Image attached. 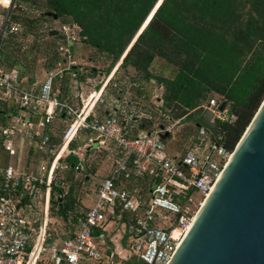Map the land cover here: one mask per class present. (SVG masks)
<instances>
[{"label": "trees", "instance_id": "obj_1", "mask_svg": "<svg viewBox=\"0 0 264 264\" xmlns=\"http://www.w3.org/2000/svg\"><path fill=\"white\" fill-rule=\"evenodd\" d=\"M0 8L5 14L6 10ZM26 8L39 12L41 20L58 23L56 27L54 24L49 26L51 41L42 50L41 38L30 29L21 35H12L6 43L17 45L22 39L26 40L31 52L43 54L44 68L48 72L64 59L56 44L61 35L52 34L60 25H75L79 29V41L71 47L75 61L78 52L89 51L87 56L84 53L81 57L86 59V67L76 62L62 77H57L54 88L55 91L58 89L56 92L61 100L68 98L66 89L80 87L87 76H109L116 66L126 72V77L134 74L131 80L119 83L123 93L130 82L139 87L143 83H154L163 89L158 108L166 118V124H157L152 116L141 111L136 113L137 99L127 103L118 101L122 105L119 111L110 107L108 113L117 112L133 136L153 133L161 126L167 129L173 120H194L195 110L215 99L220 105L225 104L224 109L235 119L233 122L217 121L222 136L217 138L211 134L212 138L233 151L264 101V0H17L11 21L16 24L25 21L32 27L37 19L26 17ZM48 13L56 14L58 20L49 17ZM8 48L3 46L0 50V70L14 72L20 82L39 88L42 81H36L33 75L27 77L25 55L16 58ZM157 59L174 68L172 76L155 72L153 65ZM100 64H107L106 69L98 68ZM87 72L90 75H85ZM137 95H142L140 89ZM17 111L12 103L0 100V128ZM66 121L67 118L61 115L53 127H48L50 140L44 150H36L35 140H32L27 153L31 164L53 160L68 126L62 129L60 124ZM87 136L88 133H84L73 141L68 154L60 159V163L67 162L63 176L58 170L60 180L66 186H52L51 214L59 216L67 228L71 227L64 239L73 237L89 208L80 205L73 174V171L79 174L84 170L77 153L79 148L95 149L85 146ZM2 143L0 134V166H7L10 158ZM184 155L176 157L182 159ZM120 162L121 157L117 155V164ZM69 182L72 183L70 186ZM124 185L129 190L138 188L145 193L151 189L152 182L147 175L134 173ZM60 194L64 195L61 201ZM114 227L118 230V226ZM55 238L60 237L54 235L51 240ZM109 245L113 246L112 243ZM133 263L138 261L134 259Z\"/></svg>", "mask_w": 264, "mask_h": 264}, {"label": "built area", "instance_id": "obj_2", "mask_svg": "<svg viewBox=\"0 0 264 264\" xmlns=\"http://www.w3.org/2000/svg\"><path fill=\"white\" fill-rule=\"evenodd\" d=\"M16 2L0 0L6 10L0 50L9 37L21 32L11 21ZM56 31L64 59L39 88L20 82L14 72L0 70V100L18 109L0 128L3 150L10 158L7 166H0V264H132L134 259L136 264H168L196 215L191 207L194 197L205 201L233 151L221 144L216 147L212 133L201 127L193 148L182 159L171 157L160 135L168 128L133 136L117 112L104 117L94 113L92 96L81 106L68 98L61 100L54 85L57 77L76 65L71 47L80 37L75 25L62 24ZM219 107L212 99L195 111L209 109L214 121L233 122L235 116ZM61 115L69 123L53 160L31 164L27 153L32 140L36 150H44L50 140L46 130ZM82 133H88L85 146L115 145L121 162L98 185L95 201L73 237L51 240L56 232L51 228L52 186H66L58 175L60 159ZM134 173L147 175L151 189L145 193L127 189L124 183ZM110 226L121 230V248L109 245Z\"/></svg>", "mask_w": 264, "mask_h": 264}, {"label": "water", "instance_id": "obj_3", "mask_svg": "<svg viewBox=\"0 0 264 264\" xmlns=\"http://www.w3.org/2000/svg\"><path fill=\"white\" fill-rule=\"evenodd\" d=\"M195 116L197 128L222 136L209 109ZM160 135L166 141L170 132ZM168 264H264V101Z\"/></svg>", "mask_w": 264, "mask_h": 264}, {"label": "rangeland", "instance_id": "obj_4", "mask_svg": "<svg viewBox=\"0 0 264 264\" xmlns=\"http://www.w3.org/2000/svg\"><path fill=\"white\" fill-rule=\"evenodd\" d=\"M24 12L26 13V17H28L30 20L37 19L36 22L31 27L28 22L25 23V21H20L18 24L21 28V32L18 35H21L23 32L32 29L31 31L38 33L39 37L42 40V50L45 49V44L51 41L50 36L48 35L49 26L51 24H54L56 27L58 25L57 22H54L52 20H41L39 19V12L37 11H31L29 9H24ZM6 14V13H5ZM5 14H3V10L0 8V27L3 24ZM22 22L25 23V25L22 24ZM57 23V24H56ZM31 27V28H30ZM9 46L10 53L13 54L14 57L21 58V56L25 55V61L24 64L28 68V75L27 77H33L36 81H43V79L47 75V70L44 68V57L43 54L37 55L33 51L31 52L30 46L26 44V40L21 41V43H18L17 45H14L12 43H4L3 45ZM82 48V45H79V49ZM78 49V50H79ZM85 51V52H84ZM83 53L78 52L76 54V62L84 65L86 63V59L81 58L82 54L86 53V56L88 55L89 51L86 52L84 50ZM25 53V54H24ZM22 56V57H23ZM89 65H92L88 63ZM22 66V64H21ZM21 66H17L19 69H22ZM83 67V66H82ZM86 67V64L84 65ZM89 67V66H88ZM100 69H106L107 64H100L97 66ZM153 69L156 73L170 77L173 75L174 68L171 65L166 64L161 59H157L156 62L153 65ZM132 72V70H130ZM85 75H90L88 72ZM134 74H130L129 77H126V72L124 70H119L116 74V77L122 80V82L129 81L133 78ZM109 76H97V77H86V87L84 88L85 94L89 96L93 92L98 91V87L102 86ZM134 82H130L128 84L127 90L121 92L119 90V83L115 82L114 84H110V86L105 90L104 94L101 96L102 103L99 102L98 106L95 108V112L103 113L104 109L106 108V105L108 102H111L114 100L123 101L127 103L128 101H131L132 99H137L139 104H136L135 110L136 113L143 112L144 114H148L152 116L157 124H166V118H164L162 112L159 110L158 106L161 105V97L163 94V89L157 87L154 83L147 84L143 83L141 87H139L137 84H133ZM58 84V83H57ZM59 85V84H58ZM140 89L142 92V95H137V91ZM94 93V94H95ZM93 94V95H94ZM134 95V96H133ZM149 95V99H146L145 97ZM138 111V112H137ZM141 111V112H140ZM68 121L65 123H61L62 129H65L68 125ZM170 127L168 128L170 132V137L165 141L167 149L170 152H178L179 155H183L185 152L193 148V146L196 143V137L198 133V128L195 126L194 120H184V121H171L169 123ZM84 133L80 135V138L82 137ZM78 144V142H76ZM79 154L80 159L82 160V163L84 165V170L81 171L79 174L76 173V171H73L74 177H75V194L77 198L80 201V205L84 208L90 207L93 202L95 201V192L98 187V185L101 183V181L110 173L112 168L117 164V152L115 145L111 143H107L105 147L102 148H96L91 149L88 151L85 147L77 151ZM68 154L66 152L63 157H65ZM67 162L63 161L60 163L59 166V173L62 174V176L66 173V166ZM87 170H91L89 173H86ZM69 182V186H70ZM68 186V187H69ZM201 198L198 196L194 197V202L191 203V207L193 209V212L196 214L198 210L200 209L202 203ZM53 217V222L51 225V228L53 231L56 230L55 235L59 236L60 240L64 239V236L69 234L70 228L66 227V223L60 219L59 216L55 214ZM110 229V230H109ZM109 236L108 241L112 243L113 245H116V242H119L118 248H121L120 241L123 237L121 230L118 231L115 229V227H109ZM115 238L117 240L116 242L112 240V238ZM115 243V244H114Z\"/></svg>", "mask_w": 264, "mask_h": 264}, {"label": "crops", "instance_id": "obj_5", "mask_svg": "<svg viewBox=\"0 0 264 264\" xmlns=\"http://www.w3.org/2000/svg\"><path fill=\"white\" fill-rule=\"evenodd\" d=\"M79 64V63H78ZM80 66H82L81 64H80ZM118 66H116L115 68H114V70L111 72V74L109 75V77H108V79L106 80V82L102 85V86H100V88L98 89V91L96 92V93H98V95L95 97V92H93V93H91L89 96H87L86 94H85V90H84V88L86 87V82H81L80 83V87H73V88H71V89H66V97H68L72 102H73V104L74 105H77V106H81L85 101H87V99H90V97H91V99L89 100V103H91V104H93L94 103V106H95V108L98 106V104H99V102H100V100H101V96L104 94V92H105V90L108 88V81L111 79V83L110 84H114L115 82H118V83H120L122 80L121 79H119L118 77H116V74L118 73ZM27 86H33L31 83L29 84V83H26V82H24ZM41 85V84H40ZM108 85V86H107ZM39 86V85H38ZM36 87V86H35ZM56 91L57 92H59L58 91V89H56ZM95 93V94H94ZM94 94V95H93ZM103 101H101L100 103H102ZM119 103V104H116V103ZM122 102V101H121ZM111 106H114V110H116V111H119V109H120V107L122 106L121 105V103L120 102H118V100H114L113 99V101H111V103L110 102H108L107 103V105H106V108L104 109V112L103 113H98V115H100V116H102V117H104V116H106V115H108L109 113H108V111H109V109H110V107ZM94 113H96L95 112V110H94ZM198 134V133H197ZM80 149H82V148H80ZM168 152V154L171 156V157H176V156H179V154H178V152L176 151V152H170L169 150L167 151ZM186 153V152H185ZM184 153V154H185ZM117 154V153H116ZM37 164V163H36ZM110 230V229H109ZM108 234H109V231H108ZM112 240H114L115 242L117 241V240H115V238L113 237L112 238ZM115 244V243H114ZM119 244V242L117 241L116 242V245H118Z\"/></svg>", "mask_w": 264, "mask_h": 264}, {"label": "bare ground", "instance_id": "obj_6", "mask_svg": "<svg viewBox=\"0 0 264 264\" xmlns=\"http://www.w3.org/2000/svg\"><path fill=\"white\" fill-rule=\"evenodd\" d=\"M98 95V93L95 94V97Z\"/></svg>", "mask_w": 264, "mask_h": 264}]
</instances>
